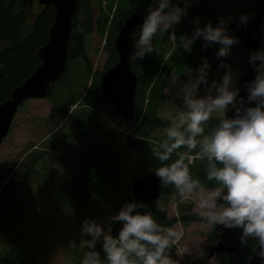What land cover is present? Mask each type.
Wrapping results in <instances>:
<instances>
[{
    "label": "trees",
    "instance_id": "16d2710c",
    "mask_svg": "<svg viewBox=\"0 0 264 264\" xmlns=\"http://www.w3.org/2000/svg\"><path fill=\"white\" fill-rule=\"evenodd\" d=\"M97 1L100 4V15L97 19L93 0H79L73 17L68 59L69 62H73L74 66L70 69L68 63V70L75 80L80 78L77 86L70 89L65 80V92L57 93L59 90L57 86L64 80L63 77L60 83L52 85L51 93L47 98H52L54 108L61 118L66 120L65 126L70 131L66 138L77 136V142L86 146V151L73 171L74 178L59 180L62 184L60 189L69 194L66 197L69 204L82 219H98L104 216L108 209L118 214L124 203L136 201L131 197V187L137 179L123 189L124 172L129 160L126 153L118 146L116 134L102 124L105 104L101 97V73H93L91 70L87 40L97 28V33L106 41L103 48V52L107 55L105 68L107 70L116 66L119 57L115 42L126 20L133 13H138L144 18L151 4V0H105L106 10L102 5L103 0ZM261 2L263 4L264 0H255L254 5L252 0H194L188 9V16L182 20L184 28L176 32L178 40L194 33L193 20L196 17L201 18L200 26L203 27L208 22L215 26L220 18L234 16L235 21L228 27L230 34L238 37V30L241 27L239 16L248 14L252 17L261 10ZM34 4L36 5L34 0H0V69L3 71L0 80V104L9 100L12 92L41 65L38 52L49 41L55 20V9L51 5L43 9L40 14H36L33 9ZM131 42L133 46L132 36ZM203 44L202 39L197 40L191 52H186L181 48L173 57H166V37L160 36L156 43V52L146 56L143 60H137L135 64L131 63V68L138 77V86L136 116L128 121L131 124L129 127L131 134L126 138V147L140 155L136 168L139 175L153 174L149 171L155 166L151 150L164 138V135L157 137L156 141L151 140L157 132L164 131L171 124L170 120L161 118V112L168 104L165 88H168L167 79L172 71L179 79L187 81L189 71L198 68L202 64V58L205 57L211 64L210 81L219 80L225 71L219 68V61L215 57L219 45L205 49ZM227 63L234 69L233 57L228 59ZM91 80L92 86L89 87ZM202 90L204 91L203 87ZM80 91L81 94H79ZM215 123V120L210 121L206 126V131H210ZM58 136V132L52 134V139L46 144V151L27 156L23 167L27 174H36L39 165H48V151H56L62 143V139L59 140ZM185 150L184 148L179 149L181 152ZM193 155L195 156V150ZM175 158L174 154L173 159ZM145 165L148 166L145 167ZM206 165V160L194 159L190 170L193 175L199 176L208 187H213L215 182L206 179ZM1 174L0 177L8 176ZM2 182L3 180L0 179V188ZM10 184L11 179L0 194V215L4 212L5 196ZM91 191L95 192L96 201L91 200ZM174 192L175 189L171 185L161 188V196L166 198H172ZM144 204L160 223L165 226L172 225L173 222L167 221L166 213L157 212L154 204ZM186 212H192V205L182 207L181 213L186 214ZM181 221L183 224L191 221L202 222L199 215L193 214L182 216ZM121 227L119 223L114 224L113 235L118 234ZM220 237L221 231L214 226L208 234V245L211 247L217 245ZM83 251H77L75 264H80ZM96 251H101L103 255L102 242L97 243ZM254 253V246L249 243L243 245L237 254H218L215 258L218 264H248ZM171 254L174 257L173 250ZM205 263L203 261L193 264ZM0 264H34L33 250L12 245L0 255Z\"/></svg>",
    "mask_w": 264,
    "mask_h": 264
},
{
    "label": "clouds",
    "instance_id": "9594fccd",
    "mask_svg": "<svg viewBox=\"0 0 264 264\" xmlns=\"http://www.w3.org/2000/svg\"><path fill=\"white\" fill-rule=\"evenodd\" d=\"M193 2L151 0L143 23L132 34V64L156 52L158 38L164 36L166 57H173L181 48L191 52L200 39L205 49L219 45L215 57L225 70L219 80L210 81L211 64L205 57L198 68L189 71L187 81H179L170 101L176 115L164 130V138L151 150L155 166L149 171L162 186H173L179 201L191 198L203 223L241 229V244L251 243L264 264V40L248 59L256 76L244 85L245 99L239 87L241 73L227 63L233 46L241 42L228 27L236 17L220 18L215 26L208 22L203 27L196 17L194 33L178 40L175 28L188 16ZM250 18L241 14L239 26L247 25ZM202 87L204 95L200 94ZM168 91L165 88L166 94ZM178 100H182L179 106ZM252 104L255 106H248ZM212 120L216 123L206 131ZM181 148L186 150L181 152ZM194 158L207 161L206 179L215 182L213 187L191 172ZM116 223L122 227L113 235ZM80 231L84 249L80 264H178L170 250L180 233L160 223L142 202L124 203L118 214L105 221L85 219ZM98 242H102L103 255L96 251Z\"/></svg>",
    "mask_w": 264,
    "mask_h": 264
},
{
    "label": "rangeland",
    "instance_id": "374dc122",
    "mask_svg": "<svg viewBox=\"0 0 264 264\" xmlns=\"http://www.w3.org/2000/svg\"><path fill=\"white\" fill-rule=\"evenodd\" d=\"M104 2L105 0L102 5L106 9L107 5ZM252 3L254 5L255 0H252ZM93 5L97 19L100 15V4L97 0H93ZM33 9L36 14L43 11L40 6L35 4ZM182 23L176 26V32L184 28L185 25ZM261 34L264 36V27L261 29ZM105 43V39L97 33V28H95L94 33L87 40L88 60L93 73H104L106 70L107 55L103 52ZM247 51L241 42L232 48V56L237 62L235 71L241 73L238 78L239 84L246 73L247 59L250 56ZM68 63L71 69L74 64L72 61ZM79 79L75 80L73 74L68 70L64 76V82H58L60 84L57 86L59 89L57 93L65 92V80L71 89V87L77 86ZM180 80L174 71L167 79L168 104L161 115L171 119V123L176 112L170 101ZM89 84H92V80ZM200 94H205L202 89ZM51 99L26 101L19 108L10 134L0 147V168L4 173L10 175L1 176L0 179L3 181L11 179L5 196L4 212L0 215V255L14 245L20 248H32L34 264H74L77 251L84 250L80 246V228L85 219H82L69 204L66 198L69 194L60 189L62 184L59 180L74 178L73 171L77 167L78 160L86 151V146L77 142V136L66 138L70 131L64 125L65 120L55 110ZM176 103L179 106L182 104V100H178ZM104 112L111 121L121 123L127 128L131 127V124L121 117L115 116L111 107L105 105ZM228 115L231 116L233 113L229 112ZM102 124L105 126L103 120ZM109 129L111 130V128ZM55 132H58V139H62V143L56 151H48V165H39L36 174H27L23 170L27 156L46 151V144L52 139L51 136ZM117 134V144L126 153L129 160L122 183L123 189H126L136 178L143 176L139 175L136 170L140 155L126 147L122 133L118 132ZM163 135L164 131H159L154 138ZM3 185L1 184V188ZM91 193V200L96 201L95 192L91 191ZM132 199L134 200L133 197ZM183 204H193L192 212H186L187 215H199V210L195 208L191 198L181 202L174 196L172 198L160 196L154 203L157 212L166 213L167 221H175L172 226L180 233L177 248L174 249V259L178 261V264H193L203 261L206 262L205 264H217L214 256L208 257L210 248H212L207 243L208 233L214 226L203 222L178 223L182 216H186L181 213L180 207ZM112 215L115 214L107 210V213L98 220H108Z\"/></svg>",
    "mask_w": 264,
    "mask_h": 264
},
{
    "label": "water",
    "instance_id": "95a60500",
    "mask_svg": "<svg viewBox=\"0 0 264 264\" xmlns=\"http://www.w3.org/2000/svg\"><path fill=\"white\" fill-rule=\"evenodd\" d=\"M34 1H37L38 5L45 9L53 5L55 20L50 31L49 41L38 54L41 65L21 86L12 92L9 100L0 104V146L10 131L18 108L29 99L48 97L52 83L59 81L66 71L73 17L79 0ZM263 19L264 7L238 32V38L249 51H258L261 47L263 36H256V32ZM142 23V15L133 13L129 16L115 42L119 61L116 66L106 70L100 78L102 101L113 108L115 115L121 116L124 120H133L136 116L138 77L131 68L129 57L133 51L131 36ZM255 76L256 72L249 64L240 84L241 96L245 99H247L248 93L244 85L246 82L254 80ZM1 77L2 70L0 69V80ZM132 196L140 202L154 203L161 196L159 179L154 174L140 176L133 184ZM217 227L222 231V234L218 244L210 248L209 258L217 254H237L243 246L240 242L242 230ZM248 264H261L256 251Z\"/></svg>",
    "mask_w": 264,
    "mask_h": 264
},
{
    "label": "bare ground",
    "instance_id": "6f19581e",
    "mask_svg": "<svg viewBox=\"0 0 264 264\" xmlns=\"http://www.w3.org/2000/svg\"><path fill=\"white\" fill-rule=\"evenodd\" d=\"M261 11H262V10H261ZM258 13H259V12H258ZM258 13H256V14H258ZM256 14H254L253 16H255ZM253 16H252V17H253ZM252 17H251V18H252ZM251 18H250V19H251ZM263 24H264V19H263L262 24H261V26L259 27L258 31L256 32V36L259 34V31H260V29H261V27H262ZM72 27H73V26H72ZM241 27H242V26H241ZM241 27H240V28H241ZM240 28H239V30H240ZM239 30H238V32H239ZM71 33H72V31H71ZM258 36H262V35H258ZM70 40H71V39H70ZM47 43H48V42H47ZM69 43H70V42H69ZM68 50H69V46H68ZM68 62H69V59L67 58L66 71H65L64 75L61 77V79H60L59 81H56L55 83L60 82V81L63 79V77L65 76V74L67 73V70H68ZM53 84H54V83H52V85H53ZM52 85H51V86H52ZM29 100H31V99H29ZM21 106H22V105H21ZM21 106H20V107H21ZM20 107H19V108H20ZM19 108H18V110H17V113H18V111H19ZM17 113H16V115H17ZM16 115H15V118H16ZM15 118H14V120H15ZM14 120H13V123H14ZM13 123H12V125H13ZM12 125H11V128H12ZM11 128H10V131H11ZM10 131H9L8 135L10 134ZM8 135H7V137H8ZM7 137H6V138H7ZM6 138H5V139H6ZM5 139L3 140L2 144L4 143ZM2 144H1V146H2ZM1 146H0V147H1ZM144 203H145V202H144ZM148 204H151V203H148Z\"/></svg>",
    "mask_w": 264,
    "mask_h": 264
},
{
    "label": "flooded vegetation",
    "instance_id": "af4514ba",
    "mask_svg": "<svg viewBox=\"0 0 264 264\" xmlns=\"http://www.w3.org/2000/svg\"><path fill=\"white\" fill-rule=\"evenodd\" d=\"M261 7H262V6H260V8H261ZM262 9H263V8H261V10H262ZM261 10L257 11L256 13L260 12ZM256 13H255V14H256ZM253 15H254V14H253ZM253 15H252V16H253ZM262 27H264V24L262 25ZM262 27H261V29H262ZM261 29H260L258 35H262V34H261ZM258 35H257V36H258ZM51 87H52V86H51ZM18 167H19V166H18ZM18 167H17V168H18ZM1 173H4V171L0 168V175H2ZM4 174L6 175V173H4ZM8 176H10V175H8ZM2 183H3V182H2Z\"/></svg>",
    "mask_w": 264,
    "mask_h": 264
},
{
    "label": "crops",
    "instance_id": "0c3cea01",
    "mask_svg": "<svg viewBox=\"0 0 264 264\" xmlns=\"http://www.w3.org/2000/svg\"><path fill=\"white\" fill-rule=\"evenodd\" d=\"M72 180V179H71Z\"/></svg>",
    "mask_w": 264,
    "mask_h": 264
}]
</instances>
